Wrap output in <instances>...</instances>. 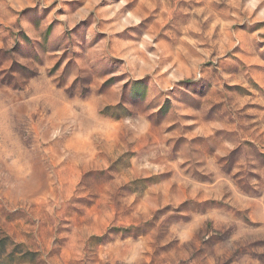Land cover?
<instances>
[{
    "label": "clouds",
    "instance_id": "obj_1",
    "mask_svg": "<svg viewBox=\"0 0 264 264\" xmlns=\"http://www.w3.org/2000/svg\"><path fill=\"white\" fill-rule=\"evenodd\" d=\"M0 264H264V0H0Z\"/></svg>",
    "mask_w": 264,
    "mask_h": 264
},
{
    "label": "rangeland",
    "instance_id": "obj_2",
    "mask_svg": "<svg viewBox=\"0 0 264 264\" xmlns=\"http://www.w3.org/2000/svg\"><path fill=\"white\" fill-rule=\"evenodd\" d=\"M27 9H25V11H26Z\"/></svg>",
    "mask_w": 264,
    "mask_h": 264
}]
</instances>
